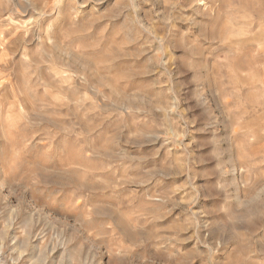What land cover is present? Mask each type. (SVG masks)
Instances as JSON below:
<instances>
[{
    "label": "rangeland",
    "instance_id": "obj_1",
    "mask_svg": "<svg viewBox=\"0 0 264 264\" xmlns=\"http://www.w3.org/2000/svg\"><path fill=\"white\" fill-rule=\"evenodd\" d=\"M0 264H264V0H0Z\"/></svg>",
    "mask_w": 264,
    "mask_h": 264
}]
</instances>
